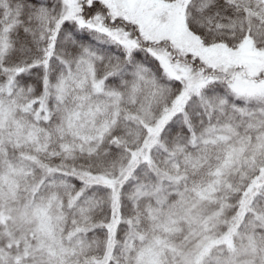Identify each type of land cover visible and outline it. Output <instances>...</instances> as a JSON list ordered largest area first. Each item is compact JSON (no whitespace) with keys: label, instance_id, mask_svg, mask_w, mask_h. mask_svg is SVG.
I'll return each mask as SVG.
<instances>
[{"label":"snow or ice","instance_id":"snow-or-ice-1","mask_svg":"<svg viewBox=\"0 0 264 264\" xmlns=\"http://www.w3.org/2000/svg\"><path fill=\"white\" fill-rule=\"evenodd\" d=\"M0 264H264V0H0Z\"/></svg>","mask_w":264,"mask_h":264}]
</instances>
